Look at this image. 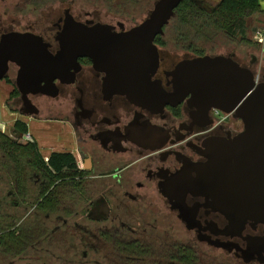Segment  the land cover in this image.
Returning <instances> with one entry per match:
<instances>
[{
	"label": "flooded vegetation",
	"instance_id": "1",
	"mask_svg": "<svg viewBox=\"0 0 264 264\" xmlns=\"http://www.w3.org/2000/svg\"><path fill=\"white\" fill-rule=\"evenodd\" d=\"M203 1L212 10L220 0ZM28 3L12 15L6 10L18 4L1 2L0 42L8 34L31 33L57 56L70 9L35 31L22 25ZM85 15L84 21L71 16L112 33L135 27ZM160 39L154 40L158 69L152 81L180 100L170 98L161 112L147 109L146 98L109 95L107 75L86 57L56 69L64 75L55 79L49 73L31 78V85L36 79L40 84L27 95L18 90L24 86L21 67L8 62L0 80L9 89L0 116L11 119L0 123V264H264V225L231 221L216 197L200 188L212 174L213 155L243 125L178 83L186 70L179 66L206 55L189 47L169 53ZM248 48L244 57H212L231 58L263 81L255 52L264 55V44ZM44 127L67 134L56 138Z\"/></svg>",
	"mask_w": 264,
	"mask_h": 264
},
{
	"label": "water",
	"instance_id": "2",
	"mask_svg": "<svg viewBox=\"0 0 264 264\" xmlns=\"http://www.w3.org/2000/svg\"><path fill=\"white\" fill-rule=\"evenodd\" d=\"M180 2L156 0L140 24L122 33H112L104 25L87 28L66 14V24L58 38L60 52L55 57L36 35H5L0 42V80L8 62H15L21 67L20 81L24 85L18 84L19 92L37 93L40 80L31 85V78L49 73L50 80L55 79L64 75L56 69L62 70L64 64L75 67L77 59L86 57L96 71L107 75L104 89L109 95L146 98L147 109L161 112L170 104V98H178L166 96L159 83L152 81L158 69L154 40L163 35ZM179 67L186 68L180 74V85L193 89L201 102H212V109L233 116L243 125L242 132L213 155L212 174L208 184L200 188L216 197L219 211L231 221L264 225V79L258 82L250 69L220 56L198 57ZM177 73L179 76L178 70ZM65 75L71 79L70 74Z\"/></svg>",
	"mask_w": 264,
	"mask_h": 264
},
{
	"label": "rangeland",
	"instance_id": "3",
	"mask_svg": "<svg viewBox=\"0 0 264 264\" xmlns=\"http://www.w3.org/2000/svg\"><path fill=\"white\" fill-rule=\"evenodd\" d=\"M4 0H0L1 2ZM8 3H17L6 10L7 13L14 15L20 8H23L25 0H5ZM156 0H135V3L124 4L121 0H66L62 5L60 0H28V5L23 10V27L33 26L35 31H39L41 25L51 24L58 18L63 17L64 10L70 9V14L78 21H84L87 19L86 13L90 14V17L100 21L101 23H112L113 25L117 22L124 24L129 29L133 26L140 24ZM214 1V0H212ZM46 8V9H45ZM258 12L246 19V41L250 40L252 44L238 39L232 41L226 34L220 31H212L205 38L194 39L193 41L180 42L175 36L176 22L173 19L170 20L169 24L164 28L162 39L165 43V50L171 52H183L185 48L189 47L190 43H193V49L195 53L200 55L215 56L219 53L227 54L228 52H234L241 54L244 57L246 51L250 52L248 46L255 43L254 34L261 30V24L264 21H258L261 18ZM16 15V14H15ZM254 40V41H253ZM253 47V46H251ZM190 48V49H192ZM189 49V50H190ZM255 52L257 60L256 75L261 78L264 74V55L260 54V49ZM246 57L248 55H245ZM240 57V58H241ZM9 89L0 83V103L6 98ZM9 114H1L0 123L7 124L11 122L8 116ZM33 127V128H32ZM30 131L35 136H39L37 128L35 126L29 127ZM41 131L50 130L51 135L61 136L67 134V131L62 128H40ZM55 138V139H56ZM47 146V145H46Z\"/></svg>",
	"mask_w": 264,
	"mask_h": 264
},
{
	"label": "trees",
	"instance_id": "4",
	"mask_svg": "<svg viewBox=\"0 0 264 264\" xmlns=\"http://www.w3.org/2000/svg\"><path fill=\"white\" fill-rule=\"evenodd\" d=\"M124 4L135 0H121ZM203 0H181L174 11L175 36L180 42L205 38L212 31L223 32L231 40L246 41V19L260 12L259 0H220L212 10L203 7ZM159 40L160 37H157ZM164 46V40L160 39ZM193 47L190 43L189 48ZM200 55V54H198Z\"/></svg>",
	"mask_w": 264,
	"mask_h": 264
},
{
	"label": "built area",
	"instance_id": "5",
	"mask_svg": "<svg viewBox=\"0 0 264 264\" xmlns=\"http://www.w3.org/2000/svg\"><path fill=\"white\" fill-rule=\"evenodd\" d=\"M254 40L255 42L259 44H264V30H259L254 34ZM223 116H226V114H222Z\"/></svg>",
	"mask_w": 264,
	"mask_h": 264
},
{
	"label": "crops",
	"instance_id": "6",
	"mask_svg": "<svg viewBox=\"0 0 264 264\" xmlns=\"http://www.w3.org/2000/svg\"><path fill=\"white\" fill-rule=\"evenodd\" d=\"M259 6H260V14L263 15L261 16V18H259L258 21H264V0H259ZM261 27L262 29L261 30H264V22L263 24H261Z\"/></svg>",
	"mask_w": 264,
	"mask_h": 264
}]
</instances>
